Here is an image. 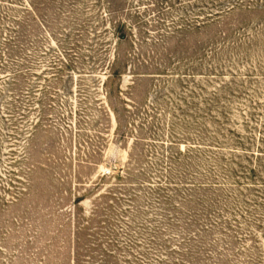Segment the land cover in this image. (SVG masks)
Masks as SVG:
<instances>
[{"label":"rangeland","instance_id":"374dc122","mask_svg":"<svg viewBox=\"0 0 264 264\" xmlns=\"http://www.w3.org/2000/svg\"><path fill=\"white\" fill-rule=\"evenodd\" d=\"M229 1L0 0V264H264V0Z\"/></svg>","mask_w":264,"mask_h":264},{"label":"trees","instance_id":"16d2710c","mask_svg":"<svg viewBox=\"0 0 264 264\" xmlns=\"http://www.w3.org/2000/svg\"><path fill=\"white\" fill-rule=\"evenodd\" d=\"M241 3H239V1L238 2H236V0H235V2H232V1H229V5L230 6H227L226 8H224V9H219V10H217L215 13L216 14H219L220 12H222V13H224V12H226L227 10H229V9H233V8H235V7H237V6H242V3L243 2H245V0H242V1H240ZM222 6V5H221ZM213 15H215L214 14V12H209V13H207V17H211V16H213ZM253 171L255 170V169H252Z\"/></svg>","mask_w":264,"mask_h":264}]
</instances>
